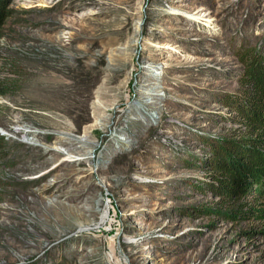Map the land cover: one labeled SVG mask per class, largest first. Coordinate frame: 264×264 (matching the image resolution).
<instances>
[{
  "label": "rangeland",
  "instance_id": "rangeland-1",
  "mask_svg": "<svg viewBox=\"0 0 264 264\" xmlns=\"http://www.w3.org/2000/svg\"><path fill=\"white\" fill-rule=\"evenodd\" d=\"M5 4L0 264H264V194L214 183L264 0Z\"/></svg>",
  "mask_w": 264,
  "mask_h": 264
},
{
  "label": "trees",
  "instance_id": "trees-1",
  "mask_svg": "<svg viewBox=\"0 0 264 264\" xmlns=\"http://www.w3.org/2000/svg\"><path fill=\"white\" fill-rule=\"evenodd\" d=\"M5 3L6 0H0V30L9 12ZM248 53H243L242 58L249 67L246 78L255 88L256 97L244 99L237 110L243 122L259 131L256 137L230 140L216 148L214 183L226 197L252 187L264 194V59L258 58L257 53L252 56ZM3 95L5 91L0 90V96ZM3 138L5 135L0 134V139Z\"/></svg>",
  "mask_w": 264,
  "mask_h": 264
},
{
  "label": "water",
  "instance_id": "water-1",
  "mask_svg": "<svg viewBox=\"0 0 264 264\" xmlns=\"http://www.w3.org/2000/svg\"><path fill=\"white\" fill-rule=\"evenodd\" d=\"M0 132H1V133H4L1 129H0Z\"/></svg>",
  "mask_w": 264,
  "mask_h": 264
}]
</instances>
